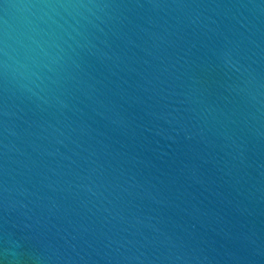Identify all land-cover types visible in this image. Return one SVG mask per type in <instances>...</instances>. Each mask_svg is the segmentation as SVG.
I'll return each mask as SVG.
<instances>
[{
    "label": "water",
    "instance_id": "1",
    "mask_svg": "<svg viewBox=\"0 0 264 264\" xmlns=\"http://www.w3.org/2000/svg\"><path fill=\"white\" fill-rule=\"evenodd\" d=\"M0 264H264V0H0Z\"/></svg>",
    "mask_w": 264,
    "mask_h": 264
}]
</instances>
